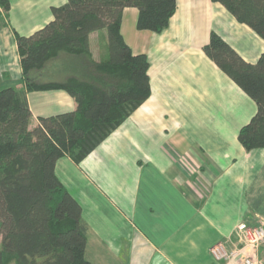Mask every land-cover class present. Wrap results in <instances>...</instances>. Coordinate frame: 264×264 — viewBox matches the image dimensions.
<instances>
[{
	"label": "crops",
	"instance_id": "crops-1",
	"mask_svg": "<svg viewBox=\"0 0 264 264\" xmlns=\"http://www.w3.org/2000/svg\"><path fill=\"white\" fill-rule=\"evenodd\" d=\"M9 1L8 14L0 8V90L26 91L32 129L78 104L64 90L27 89L15 32L42 29L68 0ZM228 12L212 0H177L157 33L139 29L136 7L123 10L125 43L149 58L151 96L83 160L63 156L55 166L82 207L92 264H241L212 249L232 250L238 225L264 222V147L247 150L239 140L256 102L203 49L214 31L254 63L264 39L242 52L227 35L237 43L255 33ZM90 42L95 59L108 56L106 29ZM258 254L264 262V244Z\"/></svg>",
	"mask_w": 264,
	"mask_h": 264
},
{
	"label": "trees",
	"instance_id": "trees-1",
	"mask_svg": "<svg viewBox=\"0 0 264 264\" xmlns=\"http://www.w3.org/2000/svg\"><path fill=\"white\" fill-rule=\"evenodd\" d=\"M264 39V0H212ZM177 0H68L29 36L15 32L29 91L64 90L75 111L32 116L26 91L0 90V264H92L80 203L55 173L57 160L80 162L151 96L146 54H134L121 34L123 10H139L138 27L160 33ZM5 13L9 0H0ZM1 15V12H0ZM106 29L108 56L95 59L90 34ZM204 52L257 105L240 129L247 150L264 147V53L247 61L218 33Z\"/></svg>",
	"mask_w": 264,
	"mask_h": 264
},
{
	"label": "built area",
	"instance_id": "built-area-1",
	"mask_svg": "<svg viewBox=\"0 0 264 264\" xmlns=\"http://www.w3.org/2000/svg\"><path fill=\"white\" fill-rule=\"evenodd\" d=\"M238 245L229 250L224 244L216 245L212 252L218 260L233 261L239 259L241 264H264L258 251L264 244V222L247 226L242 223L237 226L234 233Z\"/></svg>",
	"mask_w": 264,
	"mask_h": 264
},
{
	"label": "rangeland",
	"instance_id": "rangeland-1",
	"mask_svg": "<svg viewBox=\"0 0 264 264\" xmlns=\"http://www.w3.org/2000/svg\"><path fill=\"white\" fill-rule=\"evenodd\" d=\"M228 15H229V17H231V19H233L232 18L233 16L229 12H228ZM227 36L230 38L231 41L233 40V42L237 45V48H239L242 52H246L248 54H251V50L255 51L257 44H258L257 41H259V40L263 41L262 37L259 36L257 33H255L254 36H252V37L245 36L244 39L238 38L237 43H236V40L233 39V37H230V35H227Z\"/></svg>",
	"mask_w": 264,
	"mask_h": 264
}]
</instances>
